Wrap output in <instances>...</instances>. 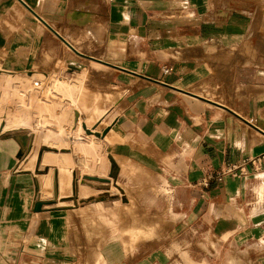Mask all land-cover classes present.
Returning <instances> with one entry per match:
<instances>
[{
  "label": "crops",
  "instance_id": "1",
  "mask_svg": "<svg viewBox=\"0 0 264 264\" xmlns=\"http://www.w3.org/2000/svg\"><path fill=\"white\" fill-rule=\"evenodd\" d=\"M39 19L62 33L75 51L80 49L74 44L82 41L100 49L105 63L132 74L112 75L110 86L117 92L104 91L103 79L90 94L93 70L114 69L74 63L80 73L69 83L85 75L90 98L114 99L101 104L105 111L98 122L114 114L119 97L122 111L114 134L80 144L86 148L82 165L90 164L93 173L75 171L73 209L35 213L32 179L37 186L38 181L17 159L15 165L17 144L0 140V264H173L180 249L194 260L195 244L202 240L212 247L202 254L205 264L232 259L242 264L243 255L250 252L255 259L254 251L264 253V170L253 172L247 165V176L216 177L227 166L264 155L259 3L0 0V50L21 63L45 35ZM29 79L44 82L35 70ZM48 83L49 90L56 86ZM99 150L115 161V182L83 181L107 179L110 161L100 158ZM208 176L214 178L202 185ZM97 194L115 198L81 202ZM62 197L59 193L57 199ZM51 200L42 208L64 206L60 200L46 205ZM82 227L98 229L103 245L90 247ZM135 243L139 248L131 250ZM259 257L256 264H264V254Z\"/></svg>",
  "mask_w": 264,
  "mask_h": 264
},
{
  "label": "rangeland",
  "instance_id": "2",
  "mask_svg": "<svg viewBox=\"0 0 264 264\" xmlns=\"http://www.w3.org/2000/svg\"><path fill=\"white\" fill-rule=\"evenodd\" d=\"M253 1H257L264 10V0ZM37 23L39 26H42L45 35L40 38L36 49L31 52L27 58L21 61V63L15 60L8 50H0V131L2 132L3 128L6 130L9 128L10 130L5 133H0V140H8L11 133H16L18 135V140L24 152L22 160H18L20 162V169L30 170L32 174H34L36 168L40 148L47 147L42 151L39 170L43 172L47 167L50 170L47 175L35 176L38 181L39 191L37 184L34 179H32V188L34 189L33 206L36 204L42 205L44 203L43 201L51 199L50 203L57 201L54 193V169H56L59 175V184L61 183L59 193L63 195V197L58 200L63 201L64 206L48 209L42 208L40 211L69 210L75 207L72 201L77 199V197H72L70 194L73 180L72 173L78 169L84 174L93 173V171L89 169L90 164L82 165L81 159H85V152L83 153L81 151L86 148L81 147L80 144L85 140L94 141L99 139L93 135H87L82 126L85 127L88 125L91 131L99 133L100 135L103 133V139L106 135L111 136L116 132V117L122 111V107L119 105V97L113 105L112 111L114 114L106 118V120L104 117L101 122H98V118L105 111V107L101 108V104L111 105V103H114V99L107 96L103 100L96 96L90 98L89 94L86 92L85 75L84 77L81 76L82 78L80 77L78 83H69L77 78L76 75L80 73H72L71 68L72 66H76L74 64L76 63L83 68L89 69L91 68V64L95 62L114 69V71L108 68L106 70H93L92 78L96 79L95 81L88 82L90 94L97 92L93 84L103 79L106 80L105 87L102 86L104 91L112 93L117 92L119 91L118 89L110 86V84H112V75L114 73L117 74L118 71L132 73L104 63V59H102V56L99 54L100 49L96 47L89 48L83 45L82 41H78L74 44L75 47L80 49L78 52L75 51L62 33V35L59 33L57 34L56 28L47 25L40 19ZM51 49H53V51H51ZM70 61L73 62L71 63L72 66L68 64ZM33 70L39 72V74L44 77L42 85L39 83L42 88H37L38 91L32 89V80L29 79V75H31ZM69 73L72 74L69 75ZM35 77L38 76L35 75ZM30 78H32V76H30ZM67 78L68 83H64ZM49 81L52 83L56 82V86L54 88L51 87L50 90L48 87ZM107 113H110V111ZM81 114L85 116H81ZM49 148H53L56 152H50L52 150ZM108 150V148L107 150L105 149V151ZM105 151L101 152V150H99L98 155L100 158H108L110 164L112 163L114 168L111 173L109 169L107 179L104 182L109 183V180L115 182L113 177L116 176L115 168H117V165L111 156L104 153ZM16 154L14 155L15 165L17 164ZM54 166H56V168H54ZM64 169L66 171H64ZM96 173L98 172L95 171V174ZM79 179L81 180V178ZM112 190L114 194H118L116 190ZM97 195L98 198L82 199L81 202L109 201L115 198L114 195L106 197H99V194ZM121 202L124 201H119V205ZM77 205L79 206L80 204ZM34 210L33 207V211ZM71 229L78 237L77 228L72 227ZM81 230L83 236L89 242L87 244L90 245V247H100L103 245L98 229L93 227H82ZM139 246V243H135L130 249L135 250L139 248ZM195 249L194 260L187 259L183 254L186 250L182 251L180 249L179 260L174 259L173 264H205L202 254L212 251L211 244L205 243L202 240L195 244ZM253 253H255L256 256L255 259H250L251 253L249 252L243 255L242 264H256V261L260 258L259 256L264 254L257 251ZM94 264H98L97 261H95ZM231 264H235L234 259H232Z\"/></svg>",
  "mask_w": 264,
  "mask_h": 264
},
{
  "label": "bare ground",
  "instance_id": "3",
  "mask_svg": "<svg viewBox=\"0 0 264 264\" xmlns=\"http://www.w3.org/2000/svg\"><path fill=\"white\" fill-rule=\"evenodd\" d=\"M79 69L80 68L77 67V66H72V68H71L72 71L71 72L74 73V74H76V72H79ZM39 83L42 85V81L40 79H33L32 80V83H31L32 89L35 90V91H38L37 88H42V86L39 85ZM83 125H85V124H83ZM82 127H83V130L86 132L87 135H93L94 137L99 138V139L102 138V136H103V133L100 135L99 133H96L94 131H91L89 129L88 125H86L85 127L84 126H82ZM8 130H9V128L7 130L3 128L2 129V132L5 133ZM9 139H12L13 141H15L18 144V146H20L18 151H20L21 153H20V156L17 157L16 159L19 160V161L22 160V158L24 156V152H23V149L21 147V143L18 140V135L16 133H11L9 135ZM44 148H47V147L40 148V150H39L38 158H37V163H36V168H35V171H34V174H33L34 176H36V175H47L49 173V170L50 169L48 167L45 168V170L43 172L39 170V164H40V161H41V155H42V151H43ZM49 149L52 150L50 152H56V150H54L53 148H49ZM72 177H73L72 184H71V187H72V197H76V194L78 193V177H76L75 171L72 173ZM82 179H83V181H86V182H95V183H99V184H108V182H104L103 181L105 179H97V178H89V177H84ZM60 185H61V183L59 184L58 171L56 169H54V193H55V197L56 198H58ZM115 187H116V185H115ZM106 196H108V195L107 194H103V195H100L99 197H106ZM96 198H98V197H96ZM43 202H46V201H43ZM91 202H102V201H91ZM52 204H55V203H48L46 205H49L50 206ZM43 205H45V204L43 203L42 206Z\"/></svg>",
  "mask_w": 264,
  "mask_h": 264
},
{
  "label": "built area",
  "instance_id": "4",
  "mask_svg": "<svg viewBox=\"0 0 264 264\" xmlns=\"http://www.w3.org/2000/svg\"><path fill=\"white\" fill-rule=\"evenodd\" d=\"M170 72V68H165L164 73L168 74ZM250 165L251 170L253 172H260L261 170H264V155L257 156L255 158H250L246 162L238 165H231L227 166L225 170H223L220 175L216 176L218 180H222V178L226 175H241V176H247L249 175V172L246 170V166ZM213 176L206 177L202 185L206 186L207 182L210 179H213Z\"/></svg>",
  "mask_w": 264,
  "mask_h": 264
},
{
  "label": "water",
  "instance_id": "5",
  "mask_svg": "<svg viewBox=\"0 0 264 264\" xmlns=\"http://www.w3.org/2000/svg\"><path fill=\"white\" fill-rule=\"evenodd\" d=\"M20 153H21V152L18 151L17 154H16V157H19V156H20ZM113 168H114V166H113V164L111 163L110 173L113 171ZM110 175H111V174H110ZM111 177H112V176H111ZM113 178H114L113 180L115 181L116 176H114ZM103 181H105V180H103ZM34 209H35V210H34L35 212H39L40 209H42V205H40V204H36V205L34 206Z\"/></svg>",
  "mask_w": 264,
  "mask_h": 264
}]
</instances>
